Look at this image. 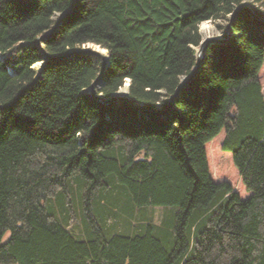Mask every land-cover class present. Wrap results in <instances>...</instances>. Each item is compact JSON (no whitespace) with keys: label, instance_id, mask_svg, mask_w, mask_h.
<instances>
[{"label":"trees","instance_id":"obj_1","mask_svg":"<svg viewBox=\"0 0 264 264\" xmlns=\"http://www.w3.org/2000/svg\"><path fill=\"white\" fill-rule=\"evenodd\" d=\"M241 2L78 0L44 50L100 44L101 93L129 79L133 98L166 109L200 24ZM73 7L0 0V264H264V20L240 13L173 108L140 112L91 95L95 55L36 68L37 37ZM67 194L82 199L74 227ZM149 204L167 206L161 224Z\"/></svg>","mask_w":264,"mask_h":264},{"label":"water","instance_id":"obj_2","mask_svg":"<svg viewBox=\"0 0 264 264\" xmlns=\"http://www.w3.org/2000/svg\"><path fill=\"white\" fill-rule=\"evenodd\" d=\"M77 7H78V0H74V7L66 10L65 12H63L61 14L58 13L57 14L58 18H57V21L54 24L53 28L50 31H48V32L37 37L36 42L40 47L43 48L44 58H45L44 60L36 63L38 66V69H40L41 66L47 60L63 59V58H66L68 56L74 55L75 53H78V52L90 53L92 55H95L96 57L100 58V60H101V69L89 87V92L91 93V95H93L97 100L103 102L104 104H109L111 102H115V101H119V100L126 101L127 103L131 104L134 108H136L140 112H165V111H168L171 108H173L175 99L181 94V92L184 90V88L188 84H190V82L200 72L204 58L207 55L208 47H209L210 43H212V42H218V43L228 42L229 39L231 38V36L234 34V32H233L234 27L233 26L236 22L237 16L240 13H242L243 11H246L249 14L255 16L256 18L264 20V16L259 15V13H257L255 10H253L250 6L240 5L234 10V12L230 13V22L226 25L223 36H221V35L209 36V37H203L202 36V39H201L199 45L194 46V49H195L194 55L196 57V62H195V65H194L191 73H189L187 75H183L181 77V83H180L179 87L176 89V92L168 98L169 106L166 109H163V108H160V105H158L155 108H149V107L145 106V104L142 103L141 101L133 98L130 94V83H131L130 81L127 84V87H128L127 94H121L120 93L121 87L118 91L114 92L113 94H111L109 96H106L103 93H101L100 89L102 88V86L104 84L105 74L108 71V67L110 64L109 63L110 54L108 53L107 49H106L107 50V55H106L102 52V50L100 48L93 46V44H96V43L90 42L81 48L70 49L67 52L62 53V54L48 53L47 51L44 50V43H43L44 40L47 39L48 37H50L56 31V29L59 27L63 18L66 17L67 15H69L71 12H73ZM97 45H99V47H101V48H104L100 44H97Z\"/></svg>","mask_w":264,"mask_h":264},{"label":"rangeland","instance_id":"obj_3","mask_svg":"<svg viewBox=\"0 0 264 264\" xmlns=\"http://www.w3.org/2000/svg\"><path fill=\"white\" fill-rule=\"evenodd\" d=\"M240 5H248L253 10H255L257 13H259V15L264 16V3L255 2L254 0H242ZM57 16L58 15H56L55 17H57ZM229 22H230V14H228L225 17H221V18H218L215 20L203 21L200 24L201 35L203 37H206V34L203 31H204V26L207 25L210 28L208 33H207L208 34L207 36H218V35L223 36L226 25ZM95 47L103 49V50H105V52H107L106 51L107 48H105V47L101 48V47H98V45H96ZM35 66H36V68H38L37 64H35ZM129 81H130L129 79H126L124 82V85L122 87H124V86L127 87V84L129 83ZM122 87H121V90H122ZM123 94H126V93H123ZM160 108H164V107L162 105H160ZM67 195L68 196H66L65 202H66V205H68V209L72 213V215H70V217H71L70 225L72 227H74V226L78 225L79 222L80 223L82 222V219H81L82 199L78 195L69 199V194H67ZM175 207H177L179 209L178 206H175ZM166 208H167V206H165V205L163 206V205H151V204H149V205H146L144 207V211L147 212L148 215L156 221V223L161 224L162 220L164 218ZM135 218L138 219L139 217H135ZM8 236L9 235L6 236V239L8 238ZM192 245H193V238L191 240V246Z\"/></svg>","mask_w":264,"mask_h":264},{"label":"bare ground","instance_id":"obj_4","mask_svg":"<svg viewBox=\"0 0 264 264\" xmlns=\"http://www.w3.org/2000/svg\"><path fill=\"white\" fill-rule=\"evenodd\" d=\"M209 26H207V25H205L204 26V33L206 34V37H209V36H207L208 34V31H209ZM99 47V46H98ZM102 50V52L104 53V54H106L107 55V52H105V50H103V49H101ZM107 51V50H106ZM127 92H128V88L126 87V86H124V87H122V90L120 91V93L121 94H123V93H126L127 94Z\"/></svg>","mask_w":264,"mask_h":264}]
</instances>
